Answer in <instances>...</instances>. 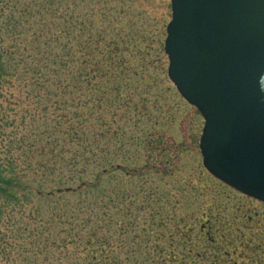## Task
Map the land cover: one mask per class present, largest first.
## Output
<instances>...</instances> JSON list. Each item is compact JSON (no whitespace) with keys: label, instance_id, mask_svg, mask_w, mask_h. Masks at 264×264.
<instances>
[{"label":"trees","instance_id":"trees-1","mask_svg":"<svg viewBox=\"0 0 264 264\" xmlns=\"http://www.w3.org/2000/svg\"><path fill=\"white\" fill-rule=\"evenodd\" d=\"M68 3L44 1L39 20L20 6L6 24L16 50L0 46V264H239L243 250L259 256L242 264H262L263 240L226 249L235 239L218 232L201 251L184 219L105 182L159 124L158 34Z\"/></svg>","mask_w":264,"mask_h":264},{"label":"rangeland","instance_id":"rangeland-1","mask_svg":"<svg viewBox=\"0 0 264 264\" xmlns=\"http://www.w3.org/2000/svg\"><path fill=\"white\" fill-rule=\"evenodd\" d=\"M44 1H53L58 4L69 2L71 8L77 11L90 10L91 14L94 11L96 19L101 9L105 8L107 12L111 10L113 21L117 26L134 22L143 28H140L142 31L156 29L158 34V38L154 39L153 48L158 51L164 69L157 70L155 67H150L147 73H149L151 84L154 75L159 79L164 78V82L162 80L159 82L160 91L155 86L150 91L152 95L158 94V98L152 99L151 102L158 101L163 106L162 112L156 111L155 108L152 110L153 121L158 120L159 124L144 126L146 130H149L151 137L140 134V140L149 147L142 145L138 151L134 147L124 148V152L130 156H126V160L121 157L119 162L122 164L126 161V166H121V170L118 171L110 169V176L105 182L113 188L119 186L116 182H122L120 186L131 196L133 192L136 193L132 196L133 199L156 202L155 207L166 210L170 220L173 217L184 219L188 230L193 229L191 237L201 251H204L208 245L209 238L225 232L229 240L235 239L232 242L235 246H229L230 244L228 245L226 241L219 240L226 249L241 244L246 247V240L251 241L252 245L263 242L264 203L230 188L204 168L199 148L204 118L194 106L180 96L168 78V57L163 45L166 26L172 17L171 0H0V46L4 51L10 53L16 50L17 46L15 39L9 36L6 30L11 14L17 15L18 8L26 5L30 7L29 19L35 17L34 20H39L42 16L37 12L42 10ZM12 92L15 95H23L16 88H13ZM137 120H139L138 117H136ZM122 125L125 126L124 122ZM30 126L31 124L27 127L22 126L21 135L31 130ZM126 129H129L127 131L129 133H135L130 128ZM131 156L133 159H130ZM150 186L153 188L148 189ZM154 188L159 193L153 194L151 190ZM158 201L161 202L158 203ZM169 201L170 204L167 203ZM130 202L127 200L126 204ZM139 215L142 226L146 213H139ZM147 227L149 231H152L148 224ZM176 230L175 227L170 228V231ZM201 238H204V242L200 241ZM241 252V257H244L239 256L235 259L239 261L237 262L239 264L250 259L248 256L251 258L259 256L257 252L249 250ZM261 259L264 264V254ZM235 260L233 257L232 263ZM205 263L204 260L202 264Z\"/></svg>","mask_w":264,"mask_h":264},{"label":"water","instance_id":"water-1","mask_svg":"<svg viewBox=\"0 0 264 264\" xmlns=\"http://www.w3.org/2000/svg\"><path fill=\"white\" fill-rule=\"evenodd\" d=\"M168 75L205 119L207 170L264 202V0H171Z\"/></svg>","mask_w":264,"mask_h":264}]
</instances>
